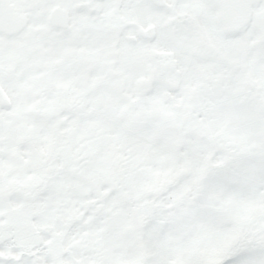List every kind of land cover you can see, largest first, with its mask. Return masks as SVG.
Returning <instances> with one entry per match:
<instances>
[{"label":"snow or ice","instance_id":"6c2138e0","mask_svg":"<svg viewBox=\"0 0 264 264\" xmlns=\"http://www.w3.org/2000/svg\"><path fill=\"white\" fill-rule=\"evenodd\" d=\"M0 264H264V0H0Z\"/></svg>","mask_w":264,"mask_h":264}]
</instances>
